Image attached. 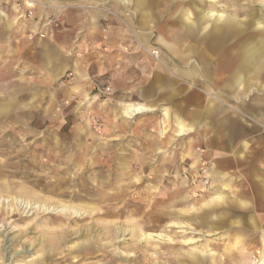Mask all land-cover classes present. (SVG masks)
<instances>
[{
    "label": "rangeland",
    "instance_id": "1",
    "mask_svg": "<svg viewBox=\"0 0 264 264\" xmlns=\"http://www.w3.org/2000/svg\"><path fill=\"white\" fill-rule=\"evenodd\" d=\"M4 2L0 9L6 13L12 4L23 11L20 18L27 32H0V264H75V253L82 258L88 252L80 249L83 242L92 245L93 253L77 264H177L205 241L216 254L200 259L220 264V234L209 224L190 223L196 216L192 211L206 210V204H236L244 190L257 187L252 176L264 158V81L250 71L245 95L221 96L215 79L199 85L209 117L222 122L229 116L231 124L240 125L229 149L213 147V132L198 133L197 126H189L182 118L185 109L175 106L174 98L153 94L152 104L138 98L134 87L141 83L143 66L172 77L164 68L177 69L186 61L181 52L188 43L173 40L180 32H161L174 24L167 21L168 9L190 8L195 24L207 31L219 23L208 20L204 11L228 13L241 29L250 20L246 30L255 32L256 51L264 37V3L137 0L133 16L131 10L114 7L117 0H32L34 7L27 0ZM135 2L121 6L135 9ZM148 6L161 14L142 19ZM74 14L100 18L95 23L70 17ZM70 18L85 22L78 37ZM86 32H94L95 38ZM261 71L264 67L257 73ZM209 75L219 78L224 73L215 68ZM118 84L125 86L120 89ZM191 94L197 95L190 92L189 98L196 97ZM139 103L155 110L125 114ZM212 122L206 120L208 128H217ZM179 123L190 129L185 137L178 136ZM237 155L247 156L240 163ZM221 163L232 165L229 175L234 180L232 188L223 183L216 192L211 172ZM113 205L121 213L106 215ZM238 216L234 213L231 219ZM220 217L218 213V220L224 214ZM106 227H116L118 233L112 230L107 236ZM148 233L160 236L145 239ZM221 254V263L229 264L226 250ZM252 260L250 264H259Z\"/></svg>",
    "mask_w": 264,
    "mask_h": 264
},
{
    "label": "crops",
    "instance_id": "2",
    "mask_svg": "<svg viewBox=\"0 0 264 264\" xmlns=\"http://www.w3.org/2000/svg\"><path fill=\"white\" fill-rule=\"evenodd\" d=\"M4 1L5 0H0V7L6 3ZM127 1L129 0H126V2ZM121 5H123V2L119 3L118 1V3H115L114 7L117 6V8H119L123 12L131 10V14L133 16H137V0L133 4L136 6L135 9H126L125 6L123 8V6ZM149 6L147 9H144L146 10L145 14L143 13L144 15H141V18L144 20L147 18L150 19L155 15L159 16L161 14V10L159 8H153L152 13V11H150L151 7ZM8 12L9 13H6L0 9V20H3L0 32H17L19 30H24L26 28V24H24L22 22V19L20 18L23 11L19 12L17 7L12 4L10 5V9L8 10ZM167 14L170 16L167 21L169 23L173 22V26L177 25V27L172 26V29L161 30V32H180L179 34L174 36L173 40L174 42H177L179 44L188 43L187 49L185 51L182 50L181 52L183 60L186 61L185 63H182L181 66H178L177 69L175 68V66L164 68V71H166V69H169L170 75L172 77L160 72H155V74H153V72H151L150 70V66H143L141 72V83H137V85L134 87V91L135 93H137L138 98L145 101L147 100L152 104L156 103V97H152L153 94L156 95L157 93H161L162 96L167 95L172 99L174 98L173 101L175 100L174 102L177 103L176 105H174L180 107L181 109H185V113H183L182 118L185 122L188 123L189 126H197L196 131L198 133L213 132L215 134V138L213 140L214 148H232V133L234 129H239L240 125L236 126L233 125L234 123L231 124L229 116L223 117V119H225L224 121L221 118L222 122H218L217 116H213V118L209 117L210 114L207 115L205 111L204 100L202 98H199L200 91L204 92L200 89L199 85L203 84V81L204 83H211L212 80L215 79L220 86L221 96H224V94L245 95L248 92L249 86L247 79V75L250 72L249 64L252 62L253 54L255 52V32H247V30H245L244 32H217V28L221 29L220 27L229 29V27L227 26V22L224 23V25H216L215 32H208L207 30H204L203 25L195 24L194 21L192 23L190 22L193 20L195 14L190 8L184 5L179 7L178 10L173 9L172 11H170V9H168ZM97 16L98 14L94 15L93 17L89 14L85 15L84 17L80 14L70 15V17H83L86 19H91L95 23L100 18ZM101 17L108 18V16ZM78 20L80 19L70 18L71 22L74 21V32L77 33V37L79 36V33L84 32L83 29H85L83 25V23L85 24V22H79ZM88 21L89 20H87L86 22L89 23ZM190 28H192L193 30H190ZM61 32L62 31L60 30L59 40L62 37ZM86 33V37L92 36V38H95L94 32ZM96 36L98 38L99 34H97ZM11 40L12 38H10V42ZM192 42H196L198 45L196 47H194L193 45L191 46V44H193ZM118 45L120 46L122 45V43L119 42ZM168 49L170 51V47ZM146 52L149 54L148 49L145 50V53ZM171 52L174 54V56L178 54L177 50L175 48L173 49V46H171ZM190 58H196L197 61L195 63H190ZM214 58H217V60ZM148 59L150 63L156 65V61H153L150 55H148ZM133 60V64L135 65L134 67H137V56L133 58ZM215 68L219 69V73H224V75L219 78L210 77L209 73L211 74ZM235 68L236 70L232 72ZM194 70H197V74H199L198 77H193V75L195 74ZM261 73L262 71L255 74L264 81V73L262 75ZM56 74H59L57 70H55V75ZM167 78L168 82H166ZM171 83L173 87L170 86L169 88H166L167 84ZM186 84L189 86H194V89L190 90L185 86ZM117 86L120 89H123L125 85L118 84ZM126 88H128V86H126ZM213 89L214 88H211V90ZM260 89L261 87H258V90ZM190 92L196 93L197 95L191 94L196 97L189 98ZM263 101L264 100H262V102ZM138 106H143L148 109V111L146 112H153L155 110L154 106L148 103H139L137 104V107ZM219 107L222 108V105H219ZM163 113L164 115H167L168 111L164 109ZM208 118L213 121V126H217V128H208V124L206 123V120ZM179 126V137H185L190 133V129H186L182 123H179ZM251 155H253L252 152ZM228 156L230 163H232L233 160H231V157L233 156V154L230 152ZM245 157L244 155H237L240 163L242 160L244 162ZM194 162L198 163L199 158L196 157V159H194ZM258 165L260 166L256 167V170H254L253 172L254 175L252 176V178L255 179L254 181H256V183L253 184L254 186L257 185V187H254V189L250 190H244L243 193L237 198L236 202L234 200L236 204H230L229 206H216L213 204V207L206 204V206H208L206 210L192 211L196 212L194 213L196 214V216L194 217V221H190V223H194L196 225L209 224V226L214 228L215 234H220V255L218 258L220 260V264H222L221 261H223L220 259L222 255L221 252L223 250H226L227 258H225V260H229V264H239V262L250 264V262L253 261L252 258H256V260L259 261V264H264V158ZM231 168V164L223 165L221 163V165L217 167V170L211 172L216 192H218L217 190H220L219 188L220 186H223V183H225L228 188H232L231 183L234 180V177L232 175H229L231 174ZM239 179L243 180L241 176H239ZM217 185L219 188H217ZM218 213H220L221 217L224 214V219L220 217L221 219L218 220ZM234 213L241 214L242 216H238L236 217V219H231ZM188 226L190 227L189 229H193L191 225ZM205 242L206 243L204 244V247H198L197 249L188 252L185 259H179L177 264H204L200 259V255L205 254H207L210 259H213L216 252L210 246L211 242ZM224 247H226V249ZM210 264H213V261L210 262Z\"/></svg>",
    "mask_w": 264,
    "mask_h": 264
},
{
    "label": "bare ground",
    "instance_id": "3",
    "mask_svg": "<svg viewBox=\"0 0 264 264\" xmlns=\"http://www.w3.org/2000/svg\"><path fill=\"white\" fill-rule=\"evenodd\" d=\"M100 1H103V0H100ZM117 1H120V2H126V0H117ZM214 1V0H213ZM263 3H264V0H261ZM255 2V1H254ZM26 5L27 6H29V7H34L35 6V4L32 2V0H27V2H26ZM211 9V8H210ZM137 12V11H136ZM147 14V13H146ZM201 14H204V16L208 19V20H211V21H215L216 23H219V24H222V25H224V23H228V27H229V29H225L224 27H220L221 29H219V28H217V32H244L246 29H247V24L248 23H251V21L250 20H248L245 24H244V26L242 27L243 29H245V30H243V29H241V26H239L237 23H235V22H233L232 20H230V17L227 15V14H225V13H219V12H217V11H208V12H205L204 11V13H201ZM191 23L193 22V20L192 21H190ZM208 24V23H207ZM239 24L240 25H243L242 24V22H239ZM259 26V28H262V25H258ZM200 27V26H199ZM211 27H213V26H211ZM257 27V26H256ZM215 28H216V25H214V28L211 30V31H208V32H215ZM190 30H193L192 28H190ZM204 30H206V27L204 28ZM195 32V31H194ZM264 32V31H263ZM261 40H263V42L261 43V45L259 46V48L254 52V54H253V58H252V62L249 64V71H254V73H257V72H259V70L261 69V68H263L264 67V63H263V61H264V37H261ZM153 54V53H152ZM154 54H159V52L158 51H155L154 52ZM158 60V59H157ZM58 75L59 74H56L55 75V78H58ZM146 111H148V109H146L145 107H143V106H138V107H130V108H128V110H126L125 111V114H132V113H140V112H146ZM183 134H185V133H183ZM105 201H109L108 199H106ZM112 207H114V210H112V211H110V210H107V212H106V215L108 214V215H119L120 213H121V208H117L116 207V205H113ZM106 230H107V232L105 233V235H107V236H109V234H110V231H112L113 232V235L114 234H117L118 232V230H117V228L115 227H106ZM70 232V231H69ZM134 232H135V230H134ZM136 233V232H135ZM160 235H157V234H155V233H148V234H146V237H145V239H153V238H155V237H159ZM89 236H85V239H88L89 240V238H88ZM84 239V240H85ZM58 243H60L59 241H58ZM90 243V242H89ZM80 245V249H83V251L85 250V251H88L86 254H85V257H82V258H79V255H78V253H75L74 255H75V264H77V263H79L80 262V259H82L81 261H84V260H86L87 259V257L91 254V253H93L92 251H91V249H92V245H90V244H86V243H81V244H79ZM75 246V245H74ZM72 248V247H71ZM90 249V250H89ZM131 249L135 252L136 250H137V246H131ZM90 251V252H89ZM82 254H84V253H82ZM68 255H66L65 257H63L64 259H66V260H68L69 258L67 257ZM135 256V255H134Z\"/></svg>",
    "mask_w": 264,
    "mask_h": 264
},
{
    "label": "built area",
    "instance_id": "4",
    "mask_svg": "<svg viewBox=\"0 0 264 264\" xmlns=\"http://www.w3.org/2000/svg\"><path fill=\"white\" fill-rule=\"evenodd\" d=\"M153 54H154V52H153ZM154 55L156 56V55H158V54H154Z\"/></svg>",
    "mask_w": 264,
    "mask_h": 264
}]
</instances>
